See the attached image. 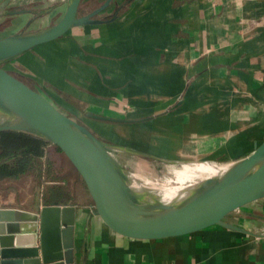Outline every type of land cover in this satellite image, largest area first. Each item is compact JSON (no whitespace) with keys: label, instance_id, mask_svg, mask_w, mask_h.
<instances>
[{"label":"crops","instance_id":"0c3cea01","mask_svg":"<svg viewBox=\"0 0 264 264\" xmlns=\"http://www.w3.org/2000/svg\"><path fill=\"white\" fill-rule=\"evenodd\" d=\"M8 4L0 14L24 11L0 27V38L43 30L54 15L63 17L68 0ZM98 20L16 56L22 68L15 70L102 140L162 165H222L264 140V0H113ZM42 160L58 177L38 184L30 170L0 179V209L75 206L74 264H264V198L227 218L242 230L216 224L178 237L133 239L102 221L63 152L47 145ZM27 180L37 189L24 196Z\"/></svg>","mask_w":264,"mask_h":264},{"label":"water","instance_id":"95a60500","mask_svg":"<svg viewBox=\"0 0 264 264\" xmlns=\"http://www.w3.org/2000/svg\"><path fill=\"white\" fill-rule=\"evenodd\" d=\"M11 0L0 3V12ZM113 0L79 16L82 0H68L63 17L36 33L0 38V132L21 130L59 146L89 191L95 212L114 232L153 240L189 235L213 225L242 230L227 221L247 204L264 198V140L247 156L178 188L166 199V186L123 178V165L112 155L139 150L102 140L66 114L28 79L7 63L32 48L55 40L71 28L101 22L93 17ZM14 10L8 13L21 12ZM111 121L124 118L95 115ZM148 156V155H147ZM154 159H158L154 157ZM127 177H129L127 175ZM173 186V185H172ZM75 206L50 205L39 213L0 209V264H74Z\"/></svg>","mask_w":264,"mask_h":264},{"label":"trees","instance_id":"16d2710c","mask_svg":"<svg viewBox=\"0 0 264 264\" xmlns=\"http://www.w3.org/2000/svg\"><path fill=\"white\" fill-rule=\"evenodd\" d=\"M104 3H98L90 9L84 10L81 6L79 12L85 15ZM83 10V11H82ZM81 15V16H82ZM53 145L62 153L59 146L46 138L21 130H4L0 132V179H16L26 175L30 170L35 172V179L40 184L42 180H54L56 173H48L46 146Z\"/></svg>","mask_w":264,"mask_h":264},{"label":"rangeland","instance_id":"374dc122","mask_svg":"<svg viewBox=\"0 0 264 264\" xmlns=\"http://www.w3.org/2000/svg\"><path fill=\"white\" fill-rule=\"evenodd\" d=\"M1 1H3V0H0V2ZM45 8L42 7L41 9L38 10V12L39 13L40 12L45 13L46 12ZM61 15H62L61 13L58 14V16L54 15L53 18L46 21L47 23H43L40 26L45 27V28L50 27L51 25H53L57 21H59V19L61 18ZM7 65L9 68H11L13 70H15V68H20V69L22 68L21 64L17 63V60H14V59H11L7 63ZM16 72H18V71H16ZM22 72H25L24 69H22ZM19 74L22 75L21 73H19ZM23 77H25V76H23ZM103 135L109 136L105 133ZM112 155L114 156V158H116L123 165L126 174L130 178L139 179L143 183L150 182L151 184H153L155 186L171 185L168 187H176L177 185H175V184L179 183L176 179V175L174 173V168H182V167H184V164H191L192 165L194 163L204 162V161L200 160V161H195V162H183L180 164L177 163V164H164V165H162V164L157 163L158 161H155V160L148 158V157L138 156V155L132 156V154L130 152H127V151L122 150V149H115V151L112 152ZM212 164L216 165L214 163H212ZM199 179L200 178H196L192 181L199 180ZM22 188L23 189H20V192L24 196L25 195L28 196V194L33 195L37 189L35 183L33 181H30V180L25 181L22 184ZM39 193H41L40 190H39ZM24 196H22V197H24Z\"/></svg>","mask_w":264,"mask_h":264},{"label":"bare ground","instance_id":"6f19581e","mask_svg":"<svg viewBox=\"0 0 264 264\" xmlns=\"http://www.w3.org/2000/svg\"><path fill=\"white\" fill-rule=\"evenodd\" d=\"M218 165V164H216ZM181 167V166H180ZM218 169L212 163L207 162H199L194 164H184L182 168H174V173L176 175V179L179 182L178 186L185 184L188 181H192L196 178H203L205 176H210L215 174ZM118 173L125 179H129L131 181L141 182L139 179L127 177L123 172L118 171ZM179 187H168L166 186L163 190L164 197L166 199L173 198L177 192Z\"/></svg>","mask_w":264,"mask_h":264},{"label":"flooded vegetation","instance_id":"af4514ba","mask_svg":"<svg viewBox=\"0 0 264 264\" xmlns=\"http://www.w3.org/2000/svg\"><path fill=\"white\" fill-rule=\"evenodd\" d=\"M8 6H9V4L6 6V8H8ZM8 10V12H10V11H14V10H22V8L20 7V6H18V7H15V8H10V9H7ZM6 10V11H7ZM10 10V11H9ZM90 13V12H89ZM102 13V12H101ZM101 13H99V15L101 14ZM20 13L19 12H15V13H8V14H4V13H1L0 14V27L1 26H3V24H5L6 22H14V21H16L17 19H19L18 18V15H19ZM86 14H88V12H86ZM85 14V15H86ZM79 16H81L82 14H80V12H79V14H78ZM99 15H96V16H94L93 18L94 19H96V20H98V17H99Z\"/></svg>","mask_w":264,"mask_h":264}]
</instances>
